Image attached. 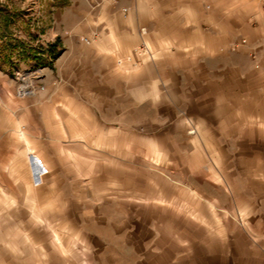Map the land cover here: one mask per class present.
I'll list each match as a JSON object with an SVG mask.
<instances>
[{"label":"crops","instance_id":"1","mask_svg":"<svg viewBox=\"0 0 264 264\" xmlns=\"http://www.w3.org/2000/svg\"><path fill=\"white\" fill-rule=\"evenodd\" d=\"M262 1L56 14L45 89L0 73V264H264Z\"/></svg>","mask_w":264,"mask_h":264},{"label":"rangeland","instance_id":"2","mask_svg":"<svg viewBox=\"0 0 264 264\" xmlns=\"http://www.w3.org/2000/svg\"><path fill=\"white\" fill-rule=\"evenodd\" d=\"M74 1L0 0V73L8 75L15 83L16 94L21 76L35 71L41 77L36 78L39 86L37 85L33 95L45 89L46 69L55 67V61L62 54L63 48L58 39L49 42L43 40V37L48 30L54 29L56 14L64 11ZM250 47L255 54L257 46ZM141 48L148 58L154 57L148 44L144 43ZM261 148L264 151V147ZM219 151V147L217 150L212 149V156L217 161ZM5 207L7 206H0V214Z\"/></svg>","mask_w":264,"mask_h":264},{"label":"built area","instance_id":"3","mask_svg":"<svg viewBox=\"0 0 264 264\" xmlns=\"http://www.w3.org/2000/svg\"><path fill=\"white\" fill-rule=\"evenodd\" d=\"M39 76L38 71L30 75H22L18 84L17 94L22 97L33 95L39 86L36 82V78L38 79Z\"/></svg>","mask_w":264,"mask_h":264},{"label":"bare ground","instance_id":"4","mask_svg":"<svg viewBox=\"0 0 264 264\" xmlns=\"http://www.w3.org/2000/svg\"><path fill=\"white\" fill-rule=\"evenodd\" d=\"M68 17V16H67ZM70 17V16H69Z\"/></svg>","mask_w":264,"mask_h":264}]
</instances>
